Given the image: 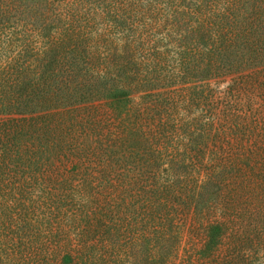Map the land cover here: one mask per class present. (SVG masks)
Wrapping results in <instances>:
<instances>
[{"label": "trees", "instance_id": "1", "mask_svg": "<svg viewBox=\"0 0 264 264\" xmlns=\"http://www.w3.org/2000/svg\"><path fill=\"white\" fill-rule=\"evenodd\" d=\"M263 2L0 0V264H249L211 86L264 66Z\"/></svg>", "mask_w": 264, "mask_h": 264}, {"label": "rangeland", "instance_id": "2", "mask_svg": "<svg viewBox=\"0 0 264 264\" xmlns=\"http://www.w3.org/2000/svg\"><path fill=\"white\" fill-rule=\"evenodd\" d=\"M250 12L253 14L252 10ZM254 29V44L264 46V10ZM211 91L212 101H215L212 113L217 126L225 127L228 113H245L247 116L243 123L246 124V134L242 139L250 167L246 180L244 222L249 233V264H264V66L248 69L242 75L226 76L213 84ZM234 97L235 104L231 105ZM227 102L228 106L225 105ZM199 112L200 110H196L195 115ZM46 177L48 184L51 178L55 186L53 188L58 189L61 177L50 174H46Z\"/></svg>", "mask_w": 264, "mask_h": 264}]
</instances>
